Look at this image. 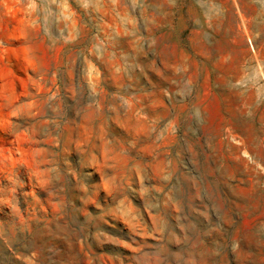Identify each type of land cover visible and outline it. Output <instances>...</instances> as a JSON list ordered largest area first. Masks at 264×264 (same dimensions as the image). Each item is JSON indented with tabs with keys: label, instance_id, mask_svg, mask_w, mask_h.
<instances>
[{
	"label": "rangeland",
	"instance_id": "1",
	"mask_svg": "<svg viewBox=\"0 0 264 264\" xmlns=\"http://www.w3.org/2000/svg\"><path fill=\"white\" fill-rule=\"evenodd\" d=\"M0 264H264V0H0Z\"/></svg>",
	"mask_w": 264,
	"mask_h": 264
}]
</instances>
